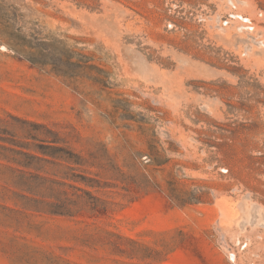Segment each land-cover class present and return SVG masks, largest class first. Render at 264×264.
<instances>
[{
  "label": "rangeland",
  "instance_id": "obj_1",
  "mask_svg": "<svg viewBox=\"0 0 264 264\" xmlns=\"http://www.w3.org/2000/svg\"><path fill=\"white\" fill-rule=\"evenodd\" d=\"M0 145L97 207L0 264H264V0H0Z\"/></svg>",
  "mask_w": 264,
  "mask_h": 264
},
{
  "label": "trees",
  "instance_id": "obj_2",
  "mask_svg": "<svg viewBox=\"0 0 264 264\" xmlns=\"http://www.w3.org/2000/svg\"><path fill=\"white\" fill-rule=\"evenodd\" d=\"M16 146L22 150H30L27 144ZM50 157L70 165H80L79 161H77L78 159H63L52 155ZM39 162L50 163L33 154L16 151L0 145V183L2 184L0 186L2 191L0 192V200H9L14 206L24 211L55 217H74L83 208L93 212L96 211L97 207L95 204L82 205L81 196L77 194L90 195L89 192L66 183L74 179L66 176L59 177L61 181L49 179L47 171L42 169V167H36ZM1 163H4V165ZM11 166L17 168L14 169ZM52 176L56 177V175ZM56 186L63 188V190L55 189ZM85 186L93 188L91 185L86 184ZM66 188L73 190L75 194H69L65 191ZM93 199L95 200V198Z\"/></svg>",
  "mask_w": 264,
  "mask_h": 264
}]
</instances>
